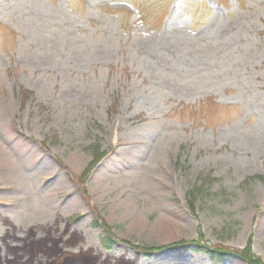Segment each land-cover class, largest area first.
Wrapping results in <instances>:
<instances>
[{
    "label": "rangeland",
    "instance_id": "obj_1",
    "mask_svg": "<svg viewBox=\"0 0 264 264\" xmlns=\"http://www.w3.org/2000/svg\"><path fill=\"white\" fill-rule=\"evenodd\" d=\"M248 242L264 264V0H0V264Z\"/></svg>",
    "mask_w": 264,
    "mask_h": 264
},
{
    "label": "trees",
    "instance_id": "obj_2",
    "mask_svg": "<svg viewBox=\"0 0 264 264\" xmlns=\"http://www.w3.org/2000/svg\"><path fill=\"white\" fill-rule=\"evenodd\" d=\"M206 183V181L205 180H202V185H200V188H202V186L204 185ZM198 192V189H194V191L192 190L191 192H189V194H188V196L190 197V200L191 201H193V200H195V198H196V193ZM101 239V238H100ZM113 240L112 239H110V238H104V239H101V245H102V247L104 248V250H110L111 249V247L113 246ZM249 246H250V244H249V242H248V244H247V246H246V248L245 249H243L241 252H239L238 254H239V256L245 261V262H247L248 264L250 263V264H252V263H255V261L249 256ZM142 248V247H141ZM142 249H144V248H142ZM199 252H201L202 254H204V255H208V256H211V257H213V258H215V257H219V256H227L229 253H222V252H225V251H216V253H215V251L212 253L209 249H207V248H203V250L202 249H200V251ZM198 252V253H199ZM228 252V251H227ZM215 254H217V256L215 255Z\"/></svg>",
    "mask_w": 264,
    "mask_h": 264
},
{
    "label": "bare ground",
    "instance_id": "obj_3",
    "mask_svg": "<svg viewBox=\"0 0 264 264\" xmlns=\"http://www.w3.org/2000/svg\"><path fill=\"white\" fill-rule=\"evenodd\" d=\"M227 30H228V27L224 31H227Z\"/></svg>",
    "mask_w": 264,
    "mask_h": 264
}]
</instances>
